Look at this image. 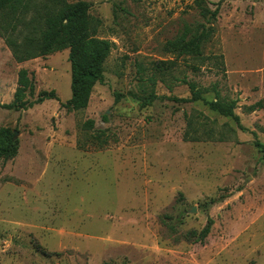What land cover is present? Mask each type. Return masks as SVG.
<instances>
[{
  "label": "rangeland",
  "instance_id": "obj_1",
  "mask_svg": "<svg viewBox=\"0 0 264 264\" xmlns=\"http://www.w3.org/2000/svg\"><path fill=\"white\" fill-rule=\"evenodd\" d=\"M81 1L101 22L97 37L112 44L82 112L60 107L71 96L68 50L17 64L0 38V104L12 102L21 69L34 77L29 101L42 92L59 99L0 109V129L18 141L16 157L0 161V264H264V156L254 145H264V0H204L219 6L212 24L194 0ZM204 26L213 38L201 59L169 51L185 29ZM160 62L170 70L157 72ZM183 78L235 100L245 132L203 103L170 101L189 97ZM150 95L157 100L143 106ZM193 111L229 140L183 141ZM93 132L105 133L106 147Z\"/></svg>",
  "mask_w": 264,
  "mask_h": 264
},
{
  "label": "trees",
  "instance_id": "obj_2",
  "mask_svg": "<svg viewBox=\"0 0 264 264\" xmlns=\"http://www.w3.org/2000/svg\"><path fill=\"white\" fill-rule=\"evenodd\" d=\"M194 6L199 14L206 19L207 24L215 22L219 13V6L210 10L204 0H194ZM101 22L90 16L89 5L81 0L67 2V0H0V38L9 50L13 61L17 64L47 57L53 53L68 50L70 64V99L61 103L60 107L67 112H82L88 104L93 88L104 81V63L109 56L112 44L97 37ZM213 38V29L205 26L200 31L192 33L185 29L173 41L167 43L169 51L178 57H189L199 60L202 57V47ZM172 64L160 62L156 70L160 74L170 70ZM222 65V63H220ZM192 73L199 69L191 65ZM187 87L189 97L186 99L169 98L177 104L203 103L209 112L220 118L232 120L236 127L245 132L235 115L237 102L221 98L216 86L209 91L200 89L194 82L180 80ZM160 82L165 84L164 78ZM210 92L212 100L205 101L204 93ZM34 97V77L27 70L21 69L17 74L16 90L13 100L9 104H0V109L6 111H27L46 101H57L54 92H42ZM115 103L122 98L114 94ZM157 100L150 95L142 102L143 106L150 105ZM263 109L261 104L249 108V112ZM104 120H106L104 118ZM185 130L182 140L185 142H225L228 135L222 128H217L215 121L210 120L198 112L184 114ZM83 129L93 130V122L83 124ZM93 144L102 149L107 146L104 132H93ZM255 147L264 156V145L258 141ZM18 141L7 128L0 129V161L6 162L16 157ZM222 201L219 200L220 203ZM212 222L207 220L205 227L196 235V242L203 244L210 233Z\"/></svg>",
  "mask_w": 264,
  "mask_h": 264
},
{
  "label": "water",
  "instance_id": "obj_3",
  "mask_svg": "<svg viewBox=\"0 0 264 264\" xmlns=\"http://www.w3.org/2000/svg\"><path fill=\"white\" fill-rule=\"evenodd\" d=\"M16 134H14V136H15ZM15 138V137H14Z\"/></svg>",
  "mask_w": 264,
  "mask_h": 264
}]
</instances>
